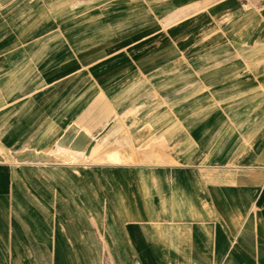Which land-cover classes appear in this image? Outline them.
Segmentation results:
<instances>
[{
	"label": "crops",
	"instance_id": "1",
	"mask_svg": "<svg viewBox=\"0 0 264 264\" xmlns=\"http://www.w3.org/2000/svg\"><path fill=\"white\" fill-rule=\"evenodd\" d=\"M115 1L0 0V154L73 126L136 162L80 168L103 201L71 216L0 217V264H264V0ZM111 16L151 24L114 46Z\"/></svg>",
	"mask_w": 264,
	"mask_h": 264
},
{
	"label": "rangeland",
	"instance_id": "2",
	"mask_svg": "<svg viewBox=\"0 0 264 264\" xmlns=\"http://www.w3.org/2000/svg\"><path fill=\"white\" fill-rule=\"evenodd\" d=\"M96 1L97 9L110 10L116 7L114 4L116 2L115 0H108L105 2L102 0ZM130 2L124 1V7L122 8H128L126 5L131 4ZM117 7H120V5ZM63 10L65 11H62L61 15L62 13L67 14L66 12L68 9L66 6ZM65 18L66 16H50L48 18H44V23L45 26L49 25L51 22H53L54 25L60 23V30L64 32L69 29L67 24L65 25L63 23L67 19ZM106 19L109 23L106 29L108 40L114 44V46H116L115 42L117 40H124L125 43L130 42L129 36L132 35L130 32V25L136 23H140L141 25L151 24V17L149 16H139L134 17V19L133 17L125 16L121 18L123 19L122 23H119V26L123 25L124 32H116L118 27H116L115 23H111V20H114L115 17L111 16ZM188 19H191V17L186 18V20ZM177 23L179 22L172 20L170 25H175ZM143 33L145 32H141L140 35H144ZM109 46L112 45L109 44ZM130 48L131 47L125 48L123 51L130 50ZM112 51L115 52L114 49ZM60 139L53 146H47L44 149L35 150L37 153H45L49 155L52 158V161L40 163L39 160L36 164L33 162H24L23 164L21 162L20 164L17 161L15 154L22 152L23 150L15 151L12 154H0V168H3V165L11 168V176L8 174H4L3 176L0 175L1 218H13L16 215L15 212H17V209L19 210V213H21L19 216L27 220H32L40 216H71L74 211V202L77 204H100L102 199L100 193L98 191L95 192L97 189L95 178L84 177L80 168L82 169V167L88 166L90 163H136L134 160H126L116 154L109 156L108 160H103L101 159L99 153V147L94 149L89 158H84L83 155H76L70 153L69 151L63 150L62 152L61 150L59 151L58 148ZM0 150L4 151L1 145ZM66 157L69 160H67ZM14 168L24 169V172L19 175L18 169ZM50 168H54L55 171ZM33 170H35L37 174H34ZM39 174L42 175L40 176ZM89 179H91V184H89ZM14 204H17V206ZM95 212L97 213L96 210Z\"/></svg>",
	"mask_w": 264,
	"mask_h": 264
},
{
	"label": "bare ground",
	"instance_id": "3",
	"mask_svg": "<svg viewBox=\"0 0 264 264\" xmlns=\"http://www.w3.org/2000/svg\"><path fill=\"white\" fill-rule=\"evenodd\" d=\"M60 138L58 147L59 151H69L70 153L76 155H83L84 158H89V154L91 153L96 140V138L92 137L89 133L77 129L73 126L66 130V132H64ZM15 157L20 164L21 162L22 164L24 162H33L36 164L39 160L40 163H44L45 161H52V158L49 155L45 153H37L35 150H24L15 154ZM66 159L69 160L67 157Z\"/></svg>",
	"mask_w": 264,
	"mask_h": 264
}]
</instances>
